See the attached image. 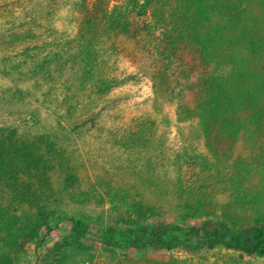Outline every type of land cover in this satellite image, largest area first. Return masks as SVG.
Listing matches in <instances>:
<instances>
[{
	"label": "rangeland",
	"instance_id": "obj_1",
	"mask_svg": "<svg viewBox=\"0 0 264 264\" xmlns=\"http://www.w3.org/2000/svg\"><path fill=\"white\" fill-rule=\"evenodd\" d=\"M26 1L0 0L1 32L12 24L18 25L21 20L16 18H20ZM94 2L87 0V5L91 7ZM136 3L143 7L139 11L147 9V14H151L146 18L151 22L148 30L137 32L134 43L131 33L139 27L130 25L124 36L116 39L108 35L103 42L110 52L106 54L102 76L109 78L135 70L144 75L137 85L121 90L128 101L110 125L108 135L100 138L90 114L83 110V114L75 116L64 114L61 101L65 87L72 85L68 69L62 76L55 73L48 82L41 83L40 99L46 101L42 120L45 128L62 135L85 132L69 148L85 180L90 176L99 189L109 185L136 192L138 197L160 206L161 215L136 225L117 203L105 201L97 209L94 204L84 207L68 204L63 208L65 211L86 217L96 228L98 238L82 243L87 250L70 244L68 226L61 223L40 245L29 243L23 252L11 255V264H174L173 260H186L190 264H264L263 258L243 256L240 260L239 252L222 248L207 251L191 248L196 237L193 229L204 227L202 234H205L224 221L228 213L239 219L240 229L264 224V125L252 123L249 108L242 102L251 82H242L237 93L242 103L236 105L226 100L213 81L201 76L205 72L214 76L226 71L230 58L211 26H200L201 18L193 17L192 0H121L117 5L122 6L116 12L124 13L123 16L135 13ZM104 4L100 1L98 6L102 8ZM107 4L111 8L116 3L109 0ZM240 4L264 26L261 9L264 0H240ZM175 11L185 14L191 11L189 20L181 24L183 38L174 33L167 38L160 24L165 19L170 27L176 22L178 25ZM67 20L65 13L60 14L55 20L56 27L64 30ZM103 25H96L95 34L103 33ZM25 27L31 28L36 37L7 49L0 47V58L51 39L44 25L29 23ZM60 37L66 40L68 34L62 32ZM45 51L35 50L31 54L36 61ZM255 62L256 66H252L264 80V59ZM115 63H119L117 68ZM30 65L27 61L24 69ZM4 81L0 75V89L4 88ZM257 86L261 87L258 83ZM256 89L261 104L264 91ZM160 152L170 155L158 156ZM119 161L134 168L119 171ZM177 168L192 187H201L211 194L213 213L186 221L178 218L170 196L161 193L165 180L172 178ZM151 173L155 176L150 177ZM160 232L165 233L164 240L171 245L162 250L149 242Z\"/></svg>",
	"mask_w": 264,
	"mask_h": 264
},
{
	"label": "trees",
	"instance_id": "obj_2",
	"mask_svg": "<svg viewBox=\"0 0 264 264\" xmlns=\"http://www.w3.org/2000/svg\"><path fill=\"white\" fill-rule=\"evenodd\" d=\"M100 1L106 2L102 8L98 6ZM114 1L116 4L109 8V0H95L91 7L87 0H27L19 12L20 18H16L21 20L18 25L12 24L5 32L0 31V47L4 49L36 37L31 28L25 27L29 23L44 25L51 35V39L40 46L34 45L0 58V75L5 80L4 88L0 89V264H11V255L23 252L29 243L40 245L61 223L68 226L70 244L82 251L87 250L82 243L98 238L96 228L86 217L65 211L63 208L68 204L80 207L94 204L97 209L105 201L117 203L136 225L161 215L160 206L138 197L136 192L109 185L99 189L90 176L85 180L79 173L73 150L69 149L75 146L76 137L85 132L62 135L45 128L42 120L46 101L40 99L41 83L48 82L55 73L62 76L68 69L72 85H64L61 101L64 114L75 116L87 112L94 130L104 138L128 101L121 90L135 86L143 79L144 75L136 70L123 71L109 78L101 74L106 65V54L110 52L103 43L105 36L117 39L128 33L132 25L139 27L131 33L135 43L137 32H145L151 26V22L146 21L151 14H147V9L139 11L142 5L136 3V12L123 16L124 13L116 12L122 6L117 5L121 0ZM191 4L194 6L193 17L201 18L200 26H211L210 30H214L230 58L226 71L214 76L205 72L201 76L213 81L229 103L238 105L244 102L253 124L264 125V100L259 104L256 96V88L264 91V80L253 68L255 61L264 59V26L261 21L246 12L240 6V0H192ZM190 12L175 11L180 23L177 25L176 22L173 27L167 25L165 19L160 22L167 38L174 34L184 37L181 24L189 20ZM62 13L68 16V20L64 30H59L55 20ZM97 24H104L103 33L95 34ZM62 32L68 34L66 40L60 37ZM35 50L46 51L35 61L31 54ZM27 61L31 65L26 70ZM118 66L119 63H115V68ZM245 80L251 82V87L241 102L237 93ZM166 154L168 152H160L158 156ZM129 164L123 165L119 161L117 170L130 171L134 166ZM154 176L150 174V177ZM161 193L170 196L181 221L213 213L215 208L211 194L187 183L179 168L172 178L165 180ZM225 220L205 234H202L204 227L193 229L196 237L191 241L192 250L222 248L239 252L240 260L243 256L264 259V224L240 229L242 223L231 213ZM164 235L160 232L149 242L158 250L168 248L171 245L166 243ZM172 262L190 264L186 260Z\"/></svg>",
	"mask_w": 264,
	"mask_h": 264
}]
</instances>
